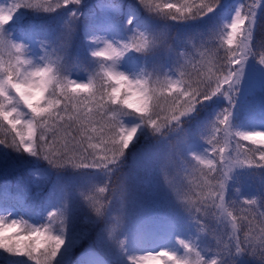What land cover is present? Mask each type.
I'll return each instance as SVG.
<instances>
[{
    "label": "snow or ice",
    "instance_id": "1",
    "mask_svg": "<svg viewBox=\"0 0 264 264\" xmlns=\"http://www.w3.org/2000/svg\"><path fill=\"white\" fill-rule=\"evenodd\" d=\"M260 26L264 0H0V264H264Z\"/></svg>",
    "mask_w": 264,
    "mask_h": 264
},
{
    "label": "trees",
    "instance_id": "2",
    "mask_svg": "<svg viewBox=\"0 0 264 264\" xmlns=\"http://www.w3.org/2000/svg\"><path fill=\"white\" fill-rule=\"evenodd\" d=\"M257 39L259 40L261 37H264V26H260L257 28V33H256ZM80 251V249L77 250V253ZM76 253V254H77Z\"/></svg>",
    "mask_w": 264,
    "mask_h": 264
},
{
    "label": "rangeland",
    "instance_id": "3",
    "mask_svg": "<svg viewBox=\"0 0 264 264\" xmlns=\"http://www.w3.org/2000/svg\"><path fill=\"white\" fill-rule=\"evenodd\" d=\"M78 254H79V252L76 255H78Z\"/></svg>",
    "mask_w": 264,
    "mask_h": 264
}]
</instances>
